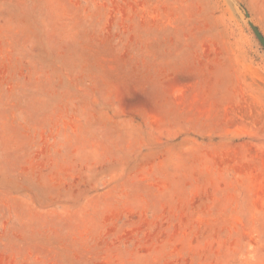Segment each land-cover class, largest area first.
<instances>
[{
	"label": "rangeland",
	"instance_id": "obj_1",
	"mask_svg": "<svg viewBox=\"0 0 264 264\" xmlns=\"http://www.w3.org/2000/svg\"><path fill=\"white\" fill-rule=\"evenodd\" d=\"M250 22L264 0H0V264H264Z\"/></svg>",
	"mask_w": 264,
	"mask_h": 264
},
{
	"label": "water",
	"instance_id": "obj_2",
	"mask_svg": "<svg viewBox=\"0 0 264 264\" xmlns=\"http://www.w3.org/2000/svg\"><path fill=\"white\" fill-rule=\"evenodd\" d=\"M248 15V13H247ZM251 26L253 27V29L255 30V32L257 33V35L259 36V38L261 39V41L264 44V36L261 34V32L259 31L258 27L255 26L252 22H250Z\"/></svg>",
	"mask_w": 264,
	"mask_h": 264
}]
</instances>
